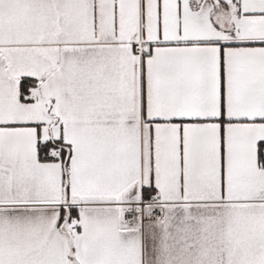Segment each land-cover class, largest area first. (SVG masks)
<instances>
[{"label": "snow or ice", "instance_id": "snow-or-ice-1", "mask_svg": "<svg viewBox=\"0 0 264 264\" xmlns=\"http://www.w3.org/2000/svg\"><path fill=\"white\" fill-rule=\"evenodd\" d=\"M0 264H264V0H0Z\"/></svg>", "mask_w": 264, "mask_h": 264}]
</instances>
